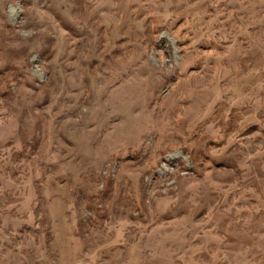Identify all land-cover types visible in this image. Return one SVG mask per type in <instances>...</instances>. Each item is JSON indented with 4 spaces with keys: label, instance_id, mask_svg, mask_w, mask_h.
<instances>
[{
    "label": "rangeland",
    "instance_id": "1",
    "mask_svg": "<svg viewBox=\"0 0 264 264\" xmlns=\"http://www.w3.org/2000/svg\"><path fill=\"white\" fill-rule=\"evenodd\" d=\"M0 264H264V0H0Z\"/></svg>",
    "mask_w": 264,
    "mask_h": 264
},
{
    "label": "clouds",
    "instance_id": "2",
    "mask_svg": "<svg viewBox=\"0 0 264 264\" xmlns=\"http://www.w3.org/2000/svg\"><path fill=\"white\" fill-rule=\"evenodd\" d=\"M12 11L14 12L15 10H14V9H12Z\"/></svg>",
    "mask_w": 264,
    "mask_h": 264
},
{
    "label": "trees",
    "instance_id": "3",
    "mask_svg": "<svg viewBox=\"0 0 264 264\" xmlns=\"http://www.w3.org/2000/svg\"><path fill=\"white\" fill-rule=\"evenodd\" d=\"M179 173H181V172H179Z\"/></svg>",
    "mask_w": 264,
    "mask_h": 264
}]
</instances>
